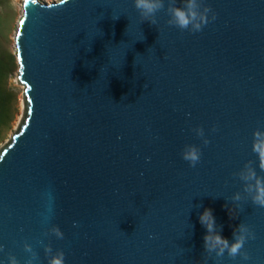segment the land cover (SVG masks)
Listing matches in <instances>:
<instances>
[{
    "label": "water",
    "instance_id": "1",
    "mask_svg": "<svg viewBox=\"0 0 264 264\" xmlns=\"http://www.w3.org/2000/svg\"><path fill=\"white\" fill-rule=\"evenodd\" d=\"M205 3L216 19L191 33L166 10L142 22L133 0L21 1L22 112L0 150V264L9 253L26 264L24 243L34 264H47L43 244L65 264H264V208L231 200L246 162L264 175L252 152L264 130V0ZM186 144L201 148L195 167ZM205 208L229 240L241 222L253 230L248 261L207 257ZM52 225L63 239L44 235Z\"/></svg>",
    "mask_w": 264,
    "mask_h": 264
},
{
    "label": "clouds",
    "instance_id": "2",
    "mask_svg": "<svg viewBox=\"0 0 264 264\" xmlns=\"http://www.w3.org/2000/svg\"><path fill=\"white\" fill-rule=\"evenodd\" d=\"M133 5L141 21H147L151 25L158 23L157 13L161 10H166L169 17L167 24L176 27L182 32H200L210 21L216 19L215 12L205 3V0H182L180 5L177 4V0H167L166 9L165 0H133ZM193 131L198 137L202 138L204 145L210 143L205 137L202 127H197ZM212 131H216L215 126ZM252 152L257 157L260 171L264 172V130L259 127L252 134ZM201 156V148L195 144H186L181 151L182 159L188 162L190 167H195L200 162ZM234 175L238 176L243 182V194L238 191L231 197L236 207H240L238 202L250 199L253 205L264 208V175L257 173L253 162H246L239 172L234 173ZM199 222L206 229L203 237V247L207 257H211L214 253L215 258L220 259L226 253L233 260L237 259V257L241 261H248L250 259L245 245L249 240L255 239V233L247 224L241 222L235 226L232 232V239L229 240L221 234L222 226L216 224L211 209L205 208L199 214ZM49 234L54 235L58 239H63L64 237V233L57 225H52L44 233L45 236ZM41 243L43 244V241ZM23 247L25 252L30 254L26 264H34V261L38 259L37 253L28 243H24ZM43 248L47 258V264H65V253L63 250H54L51 244H43ZM3 251L4 246L0 245V252ZM7 264H20V261L15 255L9 253Z\"/></svg>",
    "mask_w": 264,
    "mask_h": 264
},
{
    "label": "rangeland",
    "instance_id": "3",
    "mask_svg": "<svg viewBox=\"0 0 264 264\" xmlns=\"http://www.w3.org/2000/svg\"><path fill=\"white\" fill-rule=\"evenodd\" d=\"M22 0H0V150L17 130L22 112V90L16 77L14 35ZM49 4L60 0H38Z\"/></svg>",
    "mask_w": 264,
    "mask_h": 264
},
{
    "label": "trees",
    "instance_id": "4",
    "mask_svg": "<svg viewBox=\"0 0 264 264\" xmlns=\"http://www.w3.org/2000/svg\"><path fill=\"white\" fill-rule=\"evenodd\" d=\"M3 117V111L2 108H0V119Z\"/></svg>",
    "mask_w": 264,
    "mask_h": 264
},
{
    "label": "snow or ice",
    "instance_id": "5",
    "mask_svg": "<svg viewBox=\"0 0 264 264\" xmlns=\"http://www.w3.org/2000/svg\"><path fill=\"white\" fill-rule=\"evenodd\" d=\"M23 22V21H22Z\"/></svg>",
    "mask_w": 264,
    "mask_h": 264
}]
</instances>
